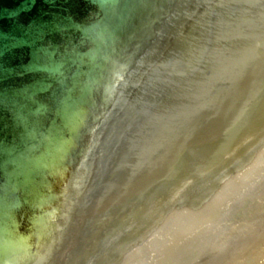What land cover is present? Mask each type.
Instances as JSON below:
<instances>
[{
    "label": "water",
    "instance_id": "1",
    "mask_svg": "<svg viewBox=\"0 0 264 264\" xmlns=\"http://www.w3.org/2000/svg\"><path fill=\"white\" fill-rule=\"evenodd\" d=\"M0 264H264V0H0Z\"/></svg>",
    "mask_w": 264,
    "mask_h": 264
}]
</instances>
